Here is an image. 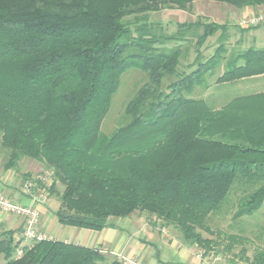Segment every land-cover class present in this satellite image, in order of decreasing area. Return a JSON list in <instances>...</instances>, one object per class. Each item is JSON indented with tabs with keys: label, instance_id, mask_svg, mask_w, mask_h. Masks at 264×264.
Here are the masks:
<instances>
[{
	"label": "trees",
	"instance_id": "16d2710c",
	"mask_svg": "<svg viewBox=\"0 0 264 264\" xmlns=\"http://www.w3.org/2000/svg\"><path fill=\"white\" fill-rule=\"evenodd\" d=\"M193 1L0 0L4 168H17L27 157L51 169L64 186L54 211L61 225L99 231L111 225L109 218L141 211L208 252L217 241L202 232L214 234L209 219L235 186L234 219L261 207L264 91L235 96L219 108L189 95L195 86L206 87L205 76L222 62L217 83L264 74V47L228 52L225 23L182 22L167 33L148 20V12L163 5L185 8ZM213 1L264 9V0ZM218 31L217 46L203 58L198 45ZM190 33L197 47L188 67L194 68L179 74L187 52L180 43ZM130 68L145 72L147 80L126 102V122L104 134L111 97ZM166 75H176L167 91ZM15 232L5 231L0 240L3 264H122L106 262L97 248L47 237L15 257ZM225 238L228 250L245 239L242 232ZM239 253L246 254L244 247ZM250 262L264 264V247Z\"/></svg>",
	"mask_w": 264,
	"mask_h": 264
},
{
	"label": "rangeland",
	"instance_id": "374dc122",
	"mask_svg": "<svg viewBox=\"0 0 264 264\" xmlns=\"http://www.w3.org/2000/svg\"><path fill=\"white\" fill-rule=\"evenodd\" d=\"M239 9L242 8H236L223 2L213 0H195L185 8L163 5L156 11L148 12L147 15L149 21L160 23L162 29L167 33L176 31L177 24L182 22L200 21L217 22L222 24L225 23L227 24L225 32L226 40L224 38L222 41H224L228 52H231L233 49L254 45V41L250 42L248 36L244 33L248 30L255 29L256 27H262L264 25V9L261 6L260 8H253V13L248 15H241L238 18L233 17ZM253 16H263V20L255 25L241 24L242 20ZM201 31L202 29L200 27L194 29L195 34H200ZM220 33V31L216 32L214 35L208 37L201 45H198L203 58H207L213 53L214 48L217 46ZM187 37L186 41L184 40L180 43L183 49L184 47L187 49V52L180 58V63L177 66V72L179 74L188 73L194 68L188 67V65L195 57L194 49L197 47L196 37L192 36L191 33L187 34ZM254 40H256L255 45H259V47L264 46V36L262 34H257L254 37ZM176 44H178V42H169L167 46L174 47ZM224 68V62H222L213 70L212 74L205 76L206 87L195 86L189 96L202 98L211 107L219 108L235 96L245 95L248 91L251 92V90L256 91L264 89V77L227 83H217L216 78L223 72ZM175 79L176 75H166L163 78L162 88L167 91L166 86ZM146 80L147 76L145 72L135 68H130L122 74L120 84L111 97L109 110L101 123L100 130L102 133L108 135L117 126L126 122L127 116L124 112L126 102L135 93L137 88ZM21 160L22 162H20L23 163L22 165H28L31 171L21 173L19 171L21 169L19 168V164L17 165V168L5 169L4 163L6 161V149L0 144V179L2 177L3 179L6 177L8 170H15L17 175L14 177V185L21 194L27 196L29 199H32L33 194H42L45 198L43 197L42 201H36L35 204L47 205L48 203V205L50 204L55 207L59 206V198L64 186L59 181L54 180L53 171L37 160L27 157H23ZM40 164H42L41 167ZM38 166L39 168L36 169L35 167ZM39 176H42V178L38 179ZM236 187L237 186H235L234 190H232L228 203L224 205L220 213L211 216L209 219L208 224L214 234L209 235L208 233L202 232L204 237H210L217 241V245H215L211 251H214V253L218 255V258L221 259L216 260L219 264L223 261L228 264H251L250 258L254 251H256L258 247H264V201L261 207L253 214L243 216L240 219H234L232 217L236 210L234 205L239 195V190ZM7 194L10 196L8 192ZM10 197H12V195ZM133 214L137 215L139 218L145 216L153 217L152 219L158 224L160 231L162 228L167 227L175 229L170 225L164 224L161 219L155 218L153 215L145 212L136 211L133 212ZM22 224L24 226L23 220ZM241 232L245 237L242 244H236L230 250L226 249L225 245L227 240L225 238V234ZM4 233L5 231L0 230V240L2 239ZM19 236H21V233ZM242 247H244L246 251V254L244 255L239 253ZM3 262L4 259L1 256L0 264H3Z\"/></svg>",
	"mask_w": 264,
	"mask_h": 264
},
{
	"label": "crops",
	"instance_id": "0c3cea01",
	"mask_svg": "<svg viewBox=\"0 0 264 264\" xmlns=\"http://www.w3.org/2000/svg\"><path fill=\"white\" fill-rule=\"evenodd\" d=\"M257 8L260 7L258 6ZM253 11L254 9L251 7H244L239 9L233 17L238 18L241 15L253 13ZM244 34L248 36L250 42L254 41L256 44L254 37L257 34L264 36V25L248 30ZM255 44L252 46L256 48L264 47H259V45ZM244 48L247 47H241L239 50ZM194 50L196 57V48ZM261 77L263 78L264 74L244 77L237 81ZM261 91H264V89L251 90V92L248 91L246 94ZM20 161L22 162V160ZM20 161L18 164L19 168H21L19 170L21 173L31 171L28 165L24 166ZM41 166L42 164H40ZM35 168L37 169L39 166ZM14 172L15 170H8L6 177L0 179V191L9 196L8 192L10 196L12 195V197H9L18 204L35 206L39 211L40 217L38 229L47 238L97 248L104 254L106 262L118 259V254L133 258L141 264H219L216 260H221L214 251L205 252L196 245L185 244L180 234L173 228H162L160 231L158 224L154 222L151 216L139 218L132 213L123 218H109L108 222L111 225L99 231L61 225L54 215V211L58 206L48 205V203L47 205L35 204L27 196L21 194L14 185V177L17 175ZM22 229L21 216L0 211V230H16L13 237L14 241H20L19 245L23 243L21 236H19ZM221 264L228 263L223 261Z\"/></svg>",
	"mask_w": 264,
	"mask_h": 264
},
{
	"label": "built area",
	"instance_id": "2783aa9c",
	"mask_svg": "<svg viewBox=\"0 0 264 264\" xmlns=\"http://www.w3.org/2000/svg\"><path fill=\"white\" fill-rule=\"evenodd\" d=\"M263 20V16L249 17L241 21V24L255 25ZM39 176L38 179H41ZM43 195L38 194L32 196V202L42 201ZM45 198V197H44ZM0 211L5 213H11L17 216H21L24 222V226L21 232L22 244L17 247L15 251V257H20L23 253L22 247L25 245H30L33 241L45 238L46 236L41 233L38 229L39 211L33 205H23L15 203L11 198L0 191ZM118 260L122 264H141L133 258L126 257L122 254H118Z\"/></svg>",
	"mask_w": 264,
	"mask_h": 264
}]
</instances>
